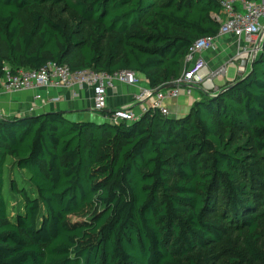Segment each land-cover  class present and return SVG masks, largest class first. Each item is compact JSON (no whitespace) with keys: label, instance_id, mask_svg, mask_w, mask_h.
<instances>
[{"label":"trees","instance_id":"trees-1","mask_svg":"<svg viewBox=\"0 0 264 264\" xmlns=\"http://www.w3.org/2000/svg\"><path fill=\"white\" fill-rule=\"evenodd\" d=\"M48 5L75 23L36 9ZM221 14L217 0H0V81L54 62L159 89ZM197 93L179 118L2 116L0 264H264V47Z\"/></svg>","mask_w":264,"mask_h":264},{"label":"built area","instance_id":"built-area-1","mask_svg":"<svg viewBox=\"0 0 264 264\" xmlns=\"http://www.w3.org/2000/svg\"><path fill=\"white\" fill-rule=\"evenodd\" d=\"M222 8V14L217 17L221 24L217 36H207L198 39L191 47L186 62L189 64L184 74L174 83L176 88L157 92L158 89L143 88L139 76L131 71H122L115 75L97 73L93 70L73 71L67 65L48 63L38 71H20L12 74L5 69L6 77L0 81V91L9 94L25 91L48 89L85 88L92 91L93 111L102 114L106 111L109 94L118 85L136 86L139 93L134 103L140 108L136 112L132 107L116 109L107 121L112 124L132 123L140 120L151 110L159 111L164 116H170L167 103L185 95L192 97L194 90H216L214 81L226 77L230 69H235L238 76L245 75L250 63L256 58L264 45V0L247 2L244 0H217ZM237 5L241 6L239 11ZM231 35L239 41V50L222 67L213 71L201 56L202 53L214 49L219 38ZM34 99L37 108L48 104L58 103L59 98L48 97L42 99L36 94Z\"/></svg>","mask_w":264,"mask_h":264},{"label":"crops","instance_id":"crops-1","mask_svg":"<svg viewBox=\"0 0 264 264\" xmlns=\"http://www.w3.org/2000/svg\"><path fill=\"white\" fill-rule=\"evenodd\" d=\"M238 10L241 6L237 5ZM239 41L231 36L226 35L217 41L214 49L205 51L201 56L208 63L211 70L216 71L222 67L231 58L235 57L239 50ZM189 64L185 62L186 71ZM231 71V73H230ZM228 76L215 79L214 86L219 89L229 83H233L239 76L235 69H230ZM141 86L149 88V83L144 77H140ZM198 89L194 90L192 97L185 95L179 99L167 103L171 117L179 118L186 116L192 105L198 100ZM139 93V88L136 86L118 85L109 94L107 109L102 114H97L93 111V95L89 89L76 87L75 89H40L36 91H25L21 93L9 94L0 91V116L16 117L45 114V113H63L76 114L78 121H95L101 123L109 118L112 112L116 109L132 107L136 112H140V108L135 105V97ZM36 94L41 95L42 99L52 97L59 98L58 103L48 104L43 108L35 107L40 105V102L34 99Z\"/></svg>","mask_w":264,"mask_h":264},{"label":"rangeland","instance_id":"rangeland-1","mask_svg":"<svg viewBox=\"0 0 264 264\" xmlns=\"http://www.w3.org/2000/svg\"><path fill=\"white\" fill-rule=\"evenodd\" d=\"M62 7L63 6L53 8L52 6L48 5L45 7H36V9L38 11L44 13L45 15L54 17L57 21H62L64 23H66L67 21L70 23H75V21H76L75 16L70 14V13H64L62 10ZM24 20H25L26 24L29 25V19L26 15H24ZM263 43H264V41H263ZM263 47H264V45H262V49L260 52H262ZM251 64L252 63H250V67H251ZM230 73H231V71H230ZM15 180H17V178H15ZM16 202H18V201L17 200L16 201L11 200L10 206L11 207L15 206ZM260 233L262 235L261 244L264 245V222L262 223ZM230 258H232V256L230 254H226L225 257L218 264H229Z\"/></svg>","mask_w":264,"mask_h":264},{"label":"water","instance_id":"water-1","mask_svg":"<svg viewBox=\"0 0 264 264\" xmlns=\"http://www.w3.org/2000/svg\"><path fill=\"white\" fill-rule=\"evenodd\" d=\"M253 63H254V60L252 61L251 67L253 66ZM176 87H177V85L175 83H170L168 85H165V86L159 88L157 92H161V91L176 88ZM32 116H34V115L31 114L28 117H32ZM66 117L69 121H71L73 123H76L78 121V117L76 114H67ZM0 118H2V116H0ZM101 123H109V121L105 120V121H102Z\"/></svg>","mask_w":264,"mask_h":264}]
</instances>
